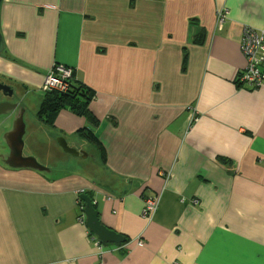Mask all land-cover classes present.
Listing matches in <instances>:
<instances>
[{
    "label": "crops",
    "instance_id": "0c3cea01",
    "mask_svg": "<svg viewBox=\"0 0 264 264\" xmlns=\"http://www.w3.org/2000/svg\"><path fill=\"white\" fill-rule=\"evenodd\" d=\"M0 25V79L41 107L49 71L73 69L106 151L78 134L85 118L63 110L51 128L36 114L49 136L91 144L99 173L0 157V264H264V87L237 83L264 0H3ZM88 192L127 243L98 251L80 222Z\"/></svg>",
    "mask_w": 264,
    "mask_h": 264
},
{
    "label": "rangeland",
    "instance_id": "374dc122",
    "mask_svg": "<svg viewBox=\"0 0 264 264\" xmlns=\"http://www.w3.org/2000/svg\"><path fill=\"white\" fill-rule=\"evenodd\" d=\"M6 102H15L25 109L24 119L27 126V134H25L24 137L25 157L35 158L41 165L52 171L50 174L68 171L99 173L92 169L93 167L99 168L100 165L97 160L93 158V156L97 154L91 144L85 141L81 147V145L73 143L71 138L58 135L56 132L52 133V136H49L46 130L40 127L36 119V114L40 106L34 107L29 105L28 101L22 99V96L19 95L16 89H14V95L9 98L0 92V104ZM15 119L16 112L7 116H0V155L7 151L5 135L12 130ZM59 138L66 139L71 148L80 152H85L89 157H74L63 152L58 145ZM43 174L49 175L48 173Z\"/></svg>",
    "mask_w": 264,
    "mask_h": 264
},
{
    "label": "water",
    "instance_id": "95a60500",
    "mask_svg": "<svg viewBox=\"0 0 264 264\" xmlns=\"http://www.w3.org/2000/svg\"><path fill=\"white\" fill-rule=\"evenodd\" d=\"M3 0H0V13ZM5 40L1 32L0 25V56L5 52ZM0 91L6 97H12L14 95L13 89L4 83L0 82ZM16 112V119L13 124V128L10 132L5 135V143L8 147V151L5 154L4 163L12 168L19 169H32L40 173L50 174L52 171L43 165H41L35 158L24 156V137L26 134V124L24 120L25 109L19 107L18 104H13L10 102L0 104V116H7ZM58 145L62 150L74 157H79L81 154L84 158H88V154L85 152H80L69 146L68 142L64 138L58 139ZM81 201L85 204L83 208L84 216L86 218V227L94 236L101 241L103 246L110 244L123 245L127 243V238L122 234L105 226L100 220V214L96 209V201H94L87 194L80 195Z\"/></svg>",
    "mask_w": 264,
    "mask_h": 264
},
{
    "label": "built area",
    "instance_id": "2783aa9c",
    "mask_svg": "<svg viewBox=\"0 0 264 264\" xmlns=\"http://www.w3.org/2000/svg\"><path fill=\"white\" fill-rule=\"evenodd\" d=\"M227 15L228 10H219L217 13L219 26L225 23ZM241 52L245 56L247 64L238 76V85L248 88L264 87V28L257 30L246 27L243 30ZM74 76L73 69L58 65L47 74L41 91L43 94L50 92L67 93L72 89ZM159 204V197L152 195L145 196L143 217L152 219L159 208ZM80 222L85 224V218H81ZM94 243L102 254L104 246L95 236ZM139 246L143 247V243L140 242Z\"/></svg>",
    "mask_w": 264,
    "mask_h": 264
},
{
    "label": "trees",
    "instance_id": "16d2710c",
    "mask_svg": "<svg viewBox=\"0 0 264 264\" xmlns=\"http://www.w3.org/2000/svg\"><path fill=\"white\" fill-rule=\"evenodd\" d=\"M93 99L94 94L90 89L72 84V89L67 93L50 92L44 94V99L37 113V117L39 121L51 128L54 127L56 119L63 110H68L78 117L85 118L90 123V126L78 131V134L94 146L100 160L104 163L106 160V151L94 132L98 121L90 111V105ZM85 194L93 199L91 193L88 192ZM79 203L82 208L85 207L80 196ZM95 207L97 208V206Z\"/></svg>",
    "mask_w": 264,
    "mask_h": 264
},
{
    "label": "flooded vegetation",
    "instance_id": "af4514ba",
    "mask_svg": "<svg viewBox=\"0 0 264 264\" xmlns=\"http://www.w3.org/2000/svg\"><path fill=\"white\" fill-rule=\"evenodd\" d=\"M0 82H1V83H4V84H6V85H9V84H7L6 82H4V81L1 80V79H0ZM11 88H12V87H11ZM12 89H13V88H12ZM13 91H14V89H13ZM0 92H1V91H0ZM8 98H9V97H8ZM12 103H13V104H16L15 102H12ZM19 107H20V105H19ZM61 149H62V148H61ZM7 151H8V149H7ZM7 151H5L3 154L0 155V157L2 158L3 161L5 160V157H4V156H5V154L7 153Z\"/></svg>",
    "mask_w": 264,
    "mask_h": 264
}]
</instances>
